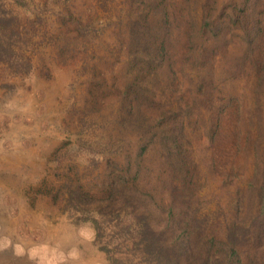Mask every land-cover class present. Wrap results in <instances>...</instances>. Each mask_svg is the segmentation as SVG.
<instances>
[{
  "label": "rangeland",
  "instance_id": "374dc122",
  "mask_svg": "<svg viewBox=\"0 0 264 264\" xmlns=\"http://www.w3.org/2000/svg\"><path fill=\"white\" fill-rule=\"evenodd\" d=\"M28 1L40 8L45 18L41 23L37 12L16 0H0V13L15 17V26L28 39L18 41V48L34 62L32 70L20 74L8 64L0 65V264H112L103 245L125 260L144 264L134 209L129 205L114 210L111 192L114 182L123 181L120 174L127 152L133 153L146 141L145 193L155 195L161 206L169 202V193L158 187L166 140L159 131L150 141L141 129L125 128L117 118L116 96L93 103L85 95L91 77L106 70L101 50L108 54L111 48L100 38L104 28L111 30L115 18L99 0H57L48 6ZM216 1V7L222 4L225 11L227 58L249 50L243 28L231 32L227 24L240 4L253 5L252 29L259 21L263 30L254 29L252 35L264 41V0ZM248 80L244 77L240 83L242 94ZM262 88L261 105L255 111L252 89L246 85L244 119L248 120L244 127L234 125L230 131L234 135L249 130L253 142L239 147L229 135L217 142L226 147L225 162H233L237 170L224 175L223 184L206 175L209 181L204 187L213 207L222 200L227 214L240 218L244 226L252 224L262 206ZM250 116H255L253 126L247 122ZM193 138L198 145L199 137ZM205 173L209 174L207 168ZM128 180L134 183L132 176ZM187 196L193 199L192 193ZM149 203L150 211L157 213ZM94 219L100 221L98 231ZM257 245L248 251L261 252L257 262L264 264V239ZM248 259L249 255L246 264Z\"/></svg>",
  "mask_w": 264,
  "mask_h": 264
},
{
  "label": "trees",
  "instance_id": "16d2710c",
  "mask_svg": "<svg viewBox=\"0 0 264 264\" xmlns=\"http://www.w3.org/2000/svg\"><path fill=\"white\" fill-rule=\"evenodd\" d=\"M16 1L37 12L40 23L45 19L30 1ZM38 1L48 6L57 0ZM99 1L115 20L111 30L104 28L101 33L100 42L111 49L108 54L101 50L106 70L91 77L87 100L101 103L116 96L117 118L124 121L125 128L141 129L150 141L159 131L166 140L158 187L160 192L165 189L169 193V202L161 206L155 195L145 193L142 177L146 141L133 153L127 152L120 174L123 181L114 182L111 192L114 210L122 211L129 205L134 209L132 218L139 225L144 264H246L247 255L248 264H258L261 252L253 254L248 249L260 246L257 244L264 239V188L260 192V212L250 226H244L240 218H231L222 200L213 207L211 194L204 190L209 181L206 175L223 184V176L237 170L233 162H225L226 147L218 141L229 135L239 147L253 142L249 130L247 134L230 132L234 125L244 127L248 120L244 119L246 85L252 89L255 111L263 96L264 41L252 35L254 29H263L259 21L252 29L253 5L247 8L240 4L227 21L231 32L243 28L249 48L242 56L233 53L227 58L225 50L230 40L225 11L222 4L216 7V0ZM2 15L0 65L8 64L15 74L28 72L34 62L17 46L18 41L28 39L15 26V17ZM244 77L249 80L242 94ZM247 122L255 125V116ZM193 136L199 137L198 145ZM187 193H192L193 199H188ZM212 194L218 196L216 190ZM149 202L157 213L150 211ZM93 222L98 231L99 219ZM244 247L246 252L242 251ZM102 250L112 264H137L116 255V250L106 245Z\"/></svg>",
  "mask_w": 264,
  "mask_h": 264
}]
</instances>
